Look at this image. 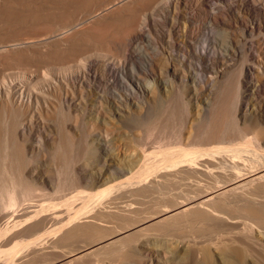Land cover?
Returning a JSON list of instances; mask_svg holds the SVG:
<instances>
[{
	"label": "bare ground",
	"instance_id": "1",
	"mask_svg": "<svg viewBox=\"0 0 264 264\" xmlns=\"http://www.w3.org/2000/svg\"><path fill=\"white\" fill-rule=\"evenodd\" d=\"M92 1L72 0L71 2L69 0L67 2L70 3L71 6H75L74 8H76V10L78 9L77 6L79 8L82 7L83 10V7L86 5L85 8L87 9V3L90 6L91 3L89 2ZM171 1L172 0H137L136 3L133 2L130 5L126 4L127 7H124L126 9L120 10L122 12H119L117 9V11H114L115 8H112L114 9V12H110L112 10L110 6L112 5L111 7H114V3H116L115 0L99 4V7L97 5L98 8L94 9L91 14L89 13L90 15L87 16V19L90 17H96L99 14V11L102 14L104 12V16L102 15L103 18L101 19H105V22L103 23L102 21L103 24L99 23L98 20H101L99 14V19L97 20L98 22L95 23H99L98 26L101 25V29H106L105 27H107L106 25L108 24H117L118 26H121V28H124V30L122 29L123 33L119 32L121 29L119 30L118 28L120 27H116V30H118L120 34H113V32L108 31L110 29V26H108L107 28L109 29L104 30L107 32L102 30L104 36L101 35L102 37L100 38L104 40L103 43H100V41L99 45L97 43L98 39L96 38L97 40L95 42L98 45H96L95 42H93V44L89 41L91 44H93H90L91 46L86 45L85 42L87 41L88 44L89 42L88 40L85 41L80 33L79 34L84 39V41L80 38V36L78 39V35L77 38H65V40L68 42L67 46L70 44L68 47H71L72 44V49H70L72 50L73 57L68 58V60L65 59L63 62L60 61L61 64L59 62L46 63L47 66H49L53 71L52 74L61 75L64 73V71L66 72L73 70L80 75V84H78V86L80 85L78 101L81 100V103H77H80L79 105H81L82 111L84 113L89 112L92 114V117L98 119L99 123H91V129H93V132H91L94 136V142L97 144V148L102 149L106 148L108 142L107 137L109 136L108 133L110 130L113 131V129L108 128L107 126L100 128V124L109 123L110 120L119 119L120 117L124 118L128 115L130 116L133 113L134 108L139 110L142 105H144L145 101H147L141 96L148 95L152 99L154 98L155 82L163 83L164 85L172 87L175 81H180L183 82V84H188L191 86L195 92L193 106L195 108L194 111L196 117L199 116L200 107L207 105L213 108L215 101L210 98V95L217 87L219 78L224 76L226 67H228L227 65H229L228 58L225 57H233L236 55V53H238L242 58L240 74L241 79L239 85L243 87L247 86V91L245 90L247 93H240L238 104L242 108L247 109L248 96L253 95V108L255 110V134H253V139L249 140L250 138H247L248 140L246 139L242 143L237 142L232 145H224L222 142L218 143V140L224 138V130L226 129H224L225 113L222 111L224 108H222V110H219L215 117H213L214 119L212 118V127L204 130L200 135L197 133L198 142L194 143V145L188 147L178 146L177 149H160V162H158V160L146 162L145 159L147 156L142 151H137L134 154H128L127 156L125 155L124 158H118L114 155L117 153V150L113 154L114 156L109 155L108 157L106 156L103 158V165L101 168L99 166V169L87 172V176L79 175L77 177L90 180L91 187L96 188L94 192L82 193L81 191H78L64 197L61 201L59 200L58 202H50V205L44 206V204H33L29 201L30 193L37 189V183L45 182V179L41 175L37 174L34 169L29 171V157H31L34 149L30 145L25 135L21 134L20 137L17 136V128L18 126L22 127V122L14 119L13 121L11 119L9 122V120L5 117L7 119V122L4 121L5 125L3 124L5 133L4 137L2 136L3 139L0 142V264H73L74 261H79V259L84 256L91 257L94 254L96 255L101 251V249L108 248L109 246H113V253H118L124 249V246L126 245L125 239L129 234L138 232L144 227L164 219H167L168 221L178 220L185 223L200 222L201 226L205 225L208 227L210 233L214 234V237L212 234H203L202 236H204V239L201 240H196L194 237L193 240L191 239L192 244H185L184 247H188L189 245L192 246L194 256H196L197 259L204 261V263L201 261L198 263L209 264L210 262L211 264V260L213 258L212 252L206 243L204 246L201 245V243L207 241V244H209L214 238H217L218 236H221L223 240H218L219 244L216 242L215 245H221L224 247H221L224 249V263L231 262L233 264H256V259L258 256L264 259V0H241L242 4H245L247 7L242 6V10H245L246 12L237 15L239 17L238 22L240 24L239 28L241 31L239 36L240 38L238 37L237 40H234L233 38L231 39L232 36L228 35V30H230L229 28L232 26L231 22L226 20V18L223 16L225 14L222 13L223 8L220 7V3H215L216 0H205L207 3L209 2L208 5H206V3L205 6L207 7V11L211 12L210 15L213 24L216 25L217 29V26H219L221 23L224 24V32H227L224 33L222 31L225 41L223 53L224 59L222 58V61H220L222 63L218 67L217 65H210V62L213 61L216 51V48L214 49L215 51L213 48H211L212 44L209 45L208 43L204 42V44H202V49L197 47L194 49L199 64H191L192 62H186V59L184 60V63V61L176 59V56L173 57L174 55H169L170 51H167V54H164L163 52L155 50L157 47L155 46L154 50L158 51L155 54L158 57H152L153 54L151 56V54H148V51H145V54L142 52V55L145 56L141 70L144 71L143 74H138L134 64L131 63L130 60L129 62L128 60H125L124 57H126V52L132 47L133 43L137 42V40H140L141 38L148 43L149 47L154 45L153 42L155 40L153 39L151 30L147 25V22H149L150 19L147 17L146 12L156 3H171ZM173 1H175V3H173L174 7L178 6V0ZM181 1L182 7H186V3L184 2L186 0ZM2 2L3 1H1V3ZM43 2V4H45V1ZM49 2L52 3V1ZM61 2L65 5L68 4L63 0ZM22 3L27 5V8L24 9L25 6L22 5V8L20 5L21 7L17 8L15 11L14 8L11 7L13 9L12 12L15 11V14H19L21 11V16L23 12L25 14H31L33 11H29L31 5H29V3L31 2H27L28 4H25L23 1ZM22 3L18 2L17 5ZM40 3L42 4V2ZM199 3L201 4V2ZM4 5L6 4L4 3ZM17 5H15V8ZM51 5L49 4V7H51ZM230 5H227L224 10L227 16L234 14L233 10L235 9H233V7ZM65 7L67 8V6ZM48 8H46V10H48ZM202 9H199L197 14L193 13L194 15L191 17L189 14V16H184V19L191 24V27H193L192 25L194 23L193 21H195V18L198 17V15L201 14L200 12L204 10ZM17 10L20 11L17 12ZM76 10H73L74 12H72L71 15H75L71 17H75L76 15L79 16L81 14H79L81 11L80 9L79 12ZM36 11H33V13H36ZM87 11L91 10H86V12ZM6 12H8V9H6ZM68 12H65V14ZM33 13L30 15L31 17H33ZM38 13L41 14V12ZM50 13L48 12V15ZM54 13L51 14H57ZM250 13H252L250 17L251 20H248L247 15H250ZM25 14L24 16L26 17L28 14ZM46 14L43 13L45 16ZM30 16L27 17L30 18ZM34 16L37 15L34 14ZM8 17L10 18L11 16ZM50 17L51 16H48V18ZM57 17L60 16L58 15ZM67 17L66 20L68 19ZM39 18L41 19L42 16ZM54 18L51 17L50 19ZM54 20L56 21V18ZM23 21H25V19H23L22 22ZM70 21L71 22L67 24L68 27L71 24H77L76 20L73 22L72 20ZM63 23L66 25L65 21ZM72 25L70 28H73ZM80 25H77L78 29L80 30H78L76 26L75 31H82L81 29L84 28V25L83 27L81 26L82 28ZM65 27L63 30L66 29ZM219 29L222 30L223 27L220 28L219 26ZM63 30L61 27V31ZM108 32L110 34H108ZM74 33L76 34L77 32ZM104 33H107V35ZM58 35L62 36L64 34ZM34 38L36 39V37ZM38 38L41 39V37ZM80 39L82 40L81 42H79ZM39 41L41 42L42 40ZM26 42H28V40ZM59 42L60 44L63 43H61L60 39ZM82 42H84V44H80ZM212 46L214 47V45ZM98 47L108 50L101 51L105 52V54L100 56L97 54L98 51L96 50ZM152 49L153 48L150 50ZM157 49L159 48L157 47ZM110 51L113 53H109ZM40 55L42 57L45 55L46 57V53L39 54L38 56L40 57ZM94 56H100L103 58L102 63L97 65L95 62L96 60L92 63L93 60L91 61V59L94 58ZM120 56H122L124 59L117 61L113 60L114 58ZM42 57H40V61L45 63L47 59L45 61V57H43L44 61H42ZM199 69H202L203 71V75L201 76L198 75L197 72ZM44 72H42V75L39 77H33V75L30 73L26 74V71H21L20 73L8 72L0 66V105L3 104L5 109L7 107L11 111L15 109L16 111L25 113V110H31V118L34 117V113L32 112L34 109H36L38 114L41 113L40 108L43 106L45 107V105L48 104V95L50 94L49 91L46 90L48 87L45 88V85H43L47 80V73ZM107 72L110 73L109 76L111 75L114 79H121L123 84L125 83L123 89L110 94L112 96L111 98H109V95L103 96L101 94H93L91 92L99 89V82H107L108 78H105V74ZM250 76L254 81H247V77L249 78ZM66 82L67 81L65 80L53 81V85H56V88L51 86L52 92L53 89L56 90L57 87L64 89L62 93H64L66 98L68 95L66 88L68 82ZM84 84L86 85V89H84ZM82 86L84 90L82 89ZM249 90L252 92L251 94L249 93ZM87 91H90L89 95H91L92 98L87 99ZM203 91L206 92L207 96L202 97V103L199 100V93ZM51 104H53V102H51ZM42 116V113L41 116L39 114V117ZM22 132H24V128H22L19 133ZM43 147L44 143L43 141H40L38 149L43 150ZM112 148H114V146ZM113 150L115 151V148ZM140 161L142 162V166H140L139 170H136V172L133 174L124 177V179L120 178L117 182H115L120 176H125V173H129L134 165L138 162L140 163ZM111 180L115 181L111 182ZM60 181H62L61 177H58L57 190H61ZM171 182L178 184L182 182V184L184 183L186 187L178 195L169 196L167 198L168 200L162 202L161 206L163 205V207L157 212V216L148 218L144 221L131 222L129 219H124V216L127 213L118 212L122 214L121 219L123 220V225L120 229L87 246H78L75 248L66 249L68 247L66 246V243H69V241L71 242L72 239L75 240L79 234V228L83 226L86 228L88 225L92 226L97 224L94 220H103L102 217L105 214L102 212L103 205L100 207V204L106 199L108 201V199L112 197V200L117 198L118 195L127 191L137 196L143 195L152 190V188H157L160 186L164 188L166 186L163 185H169ZM108 202L110 203V200ZM90 204L92 206L89 207ZM50 206L51 208L49 209ZM46 209L48 210L47 212H45ZM81 217H83V221L80 220ZM84 217L87 218L84 220ZM48 222H51L50 225L48 224L49 227L46 226ZM205 226L202 227L206 228ZM92 231L94 233V230ZM176 246L175 248H178ZM164 247L160 249V251H162L164 254L170 253L172 250V252L177 250L174 247L172 248V246L167 247L165 245ZM214 248L216 249L217 247H214L213 245V249ZM185 249L186 248H184V250ZM219 249L217 248L216 250ZM183 254L185 255V253ZM183 254H181V256ZM95 255V258L93 257L91 259L95 262H88L91 264H101L103 260L101 261L100 259H97L100 254L98 256ZM173 255L172 258L174 256L177 258L178 256L177 253V256ZM90 257H87V259H90ZM106 257L108 258V256L104 257L105 260ZM124 257L126 260H128L127 262L129 264H135L133 261H131L133 258L132 252H124ZM82 259L85 260L84 258ZM149 264L154 263L149 262ZM155 264L166 263L155 262Z\"/></svg>",
	"mask_w": 264,
	"mask_h": 264
},
{
	"label": "rangeland",
	"instance_id": "2",
	"mask_svg": "<svg viewBox=\"0 0 264 264\" xmlns=\"http://www.w3.org/2000/svg\"><path fill=\"white\" fill-rule=\"evenodd\" d=\"M1 1L3 2L1 3ZM17 1L19 3H22L24 1L25 4L27 2L28 3L31 2L29 3V5L31 4L30 9L28 6L29 11L33 10L35 12L37 9L38 10L36 11V13H33V11L31 12V14L33 13L32 15L33 17L30 16L31 15L30 13L29 14L26 13L28 14L26 15L24 12L23 13L26 15V17L24 16L23 13L21 16L20 10H17V12L20 11L19 14L17 13L15 14L14 12L16 11V9L24 5V3L17 5L18 3ZM43 1H45V4H43L44 3ZM49 1H52V3H50ZM59 1L58 0L57 1L56 0H29V1L7 0L8 3L10 2L8 4L6 0H0V4L3 5V6L0 5V66L1 68H3L5 71L15 72V73L26 71V74L30 73L31 75H33V77L34 76L39 77L42 75V72L45 71L47 73L46 74L47 82L45 81V84L43 85H45L44 86L45 88L50 87L49 90L48 88L46 90L49 91L50 93L48 95L49 100L53 102V104H51V102L48 100V104H46L45 107L41 106L42 108H40L41 109L40 112L43 115L42 117H39V114L41 116V113L38 114L36 112V109H34L32 111L34 113L33 115L34 117L32 118H31V114H32L31 110L30 111L25 110V113L21 111H16L15 109L11 111L7 107L5 109L3 104L0 105L1 106L0 107V135H1L0 142L3 139L5 133L4 121L7 122L6 120L8 119L10 122L11 119L12 121L14 119L19 122H22L23 124L22 127L18 126L17 128V136L20 137L21 134L25 135L30 145L34 149L31 157H29V161H30L28 167L29 171L34 169L37 174L41 175L45 179L44 183L38 182L37 189L30 193V200H29L30 203L44 204V206H48L52 202H58L59 200L61 201L64 197L69 196L70 194L78 191H81L82 193L94 192L96 188L91 187L90 180H87L82 177L80 178L77 177L79 175L87 176V172H90L91 170L92 171L97 170L99 169V166L101 168L103 165V158L106 156L108 157L109 155H113L117 150H118L117 153H115L114 155L117 156L118 158L119 157L124 158L125 155L127 156L128 154H134L137 151L139 152L142 151L147 156V158L145 159L146 162H151L153 160H158V162H160L159 161L161 158V153L159 152L160 149L163 148L177 149L178 146L188 147L194 145V143H197L198 142L197 133H199L200 135L201 132L208 129L209 127H212L213 125L211 124L212 118L215 117L216 113L219 112V110L221 111L222 108H224V110L222 111L225 113L224 129L225 128L226 129L224 130V138H221L223 140L221 139L218 140L219 141L218 143L222 142L224 145H232L237 142L242 143L247 138L248 139L250 138L249 140L253 139V134H255L254 131L255 110L253 108L254 106L253 98H252L253 95L248 96L247 109L239 106L238 98L240 97V93H247L246 92L247 86L243 87L239 85L241 79L240 74H241L242 58L240 54L236 53V55L233 57L232 56L225 57L228 58L229 65H227L228 67H226L224 76H221L219 78V83H217V87L210 95V98L215 101V103L213 104V108L207 105L200 107L199 116L196 117L194 111L195 108L193 106L195 100L194 99L195 92L193 91V88L191 86H189L188 84H183V82L180 81H175L172 87L164 85L163 83L155 82L154 98L152 99L148 95L141 96L144 97L147 101H145L144 105H142V107L139 110L137 108H134L133 109L134 111L130 116L128 115L127 117L124 118L120 117L119 119L110 120L109 123H105L106 125L100 124L99 126L100 128L107 126L108 128L113 129V131L110 130L111 132L109 131V133L112 135V137L113 136L114 137L112 138L111 135L108 133L109 136L107 137L108 142L106 148H102V149L97 148V144L94 142L95 141L94 136L92 135L93 129H91L92 128L91 123L93 124L94 122H98V119L92 117V114H90L89 112L84 113L82 111L81 105H79L81 103V100L78 101L79 99L78 92L80 91L79 90L80 85L78 86V84H80L79 82L80 75L73 70L66 72L64 71L63 74L60 73L61 75L52 74L53 71L50 69L49 66H47V64L53 62H59L61 64L60 61L63 62L65 59L68 60V58L73 57L71 50L72 44L71 47H68L70 44L67 46L68 42L67 40H65V38L67 39L68 38L72 39L75 37L77 38L78 35V39L80 36V38L83 41L85 39V41L88 40V42L90 41L91 43L95 42L98 39L97 43L100 45V43H103L104 41L102 40V38H100L102 37L101 35H103L102 30L104 31L110 28L108 30L109 32H113V34L116 33V35H118L120 33H123L122 29L124 30V28H121V26H118L115 23L117 26L114 24H110V25L108 24L106 26L107 27L110 26L109 28L105 27L106 29H101V25L98 26V24L99 23L103 24L105 22L104 21L105 19L104 20L101 19L104 16V12L102 14L100 13V11H99L100 15L99 14L98 15L100 16L101 20H98L99 19L98 15L93 18L92 17L88 18V19L92 18L91 20L87 19V16L90 15L94 9L98 8L99 4H103L108 1L111 2V0H94V1L91 0L92 2H89L91 3L90 6L87 3V9L85 8L86 5L85 7H83V10L82 7L79 8L77 6L78 11L76 10V8H74L75 6L73 7L71 6L70 3L67 2L69 0H63L68 3L66 5L61 2L62 0ZM70 1L72 2V0ZM115 1H116V3H114L115 5L113 4L114 7H111L112 5L110 6L111 9L115 8V10L110 9L111 10L110 12H114L117 10L119 12H122L120 10L126 9L124 8L127 7L126 4L130 5L133 2L136 3L137 0L136 1L115 0ZM172 1L171 3H163V2L156 3L153 6H151V8L148 9V11L146 12L147 17L150 19V21L147 22V25L148 28L151 30L153 39L155 40L153 42L154 45H151L149 47L148 43L141 38L140 40L138 39L137 42L133 43L134 47L132 44V47L126 52L127 53L126 57H124L125 60L126 61L128 60V62L130 60V62L134 64L135 69L138 71V74L140 73L143 74L144 71L141 70L142 68L141 66L144 63L145 55L142 54L143 53L145 54L146 53L145 51H148L149 52L148 54H151V56L153 54L152 57L154 58L157 56L155 53L158 51L163 52L164 54L165 53L167 54V51L168 52L170 51L169 55L171 56L174 55L173 57L176 56L175 58L180 61H184L186 59V62H190V63L192 62L191 64L194 63L199 64L194 49H196V47L202 49V44H204L205 42L208 43L209 45L211 44L214 45V47L211 45V48H213V50L216 48L215 49L216 51L215 50L214 51L217 57L214 55V58L216 57L217 59L213 58V61L211 60L212 62H210L211 63L210 65H214V66L217 65L218 67L222 63L220 62L222 61V58L224 59L223 53H224L225 41H224V35L222 34L224 32L225 25L222 23L219 25L220 28L223 27L222 30L219 29V26H217L218 29L216 28V25L213 24L211 19V15H210L211 12L207 11V7L205 6L207 2L205 0H201V1L183 0L186 3L185 4L186 7L183 8L181 5L182 2L181 0H178V6L176 7H174L173 5L175 1L173 2ZM40 2H42V4ZM199 2H201V4ZM217 2H219L220 7L223 8L222 13L225 15L223 14L222 15L226 18V20H229L231 22L232 27L229 28L230 30H228V35L232 36L231 39L233 38L234 40H237L241 34L239 28L240 24L238 22L239 17L237 15L245 13L246 11L242 10L241 7L242 6L247 7V6L245 4H242L241 0H216L215 3ZM4 3L6 5H4ZM208 3L206 5H208ZM49 4L50 5L52 4L51 7H49ZM15 5H17L16 8ZM227 5H230L231 7H233V9H235L233 10L234 11L233 15L227 16L226 13L224 12L225 7ZM24 6H25L24 9L27 8V5ZM40 6L43 7L41 8ZM65 6H67V8ZM68 6L71 7L69 8ZM11 7L14 8L15 10L14 12H12L13 9ZM46 8H48V10H46ZM6 9H8V12H6ZM199 9H202L203 11L200 12L201 14H199L198 17L195 18V21H193L194 23L192 25L193 27H191V24L184 19V16L190 15L191 17L192 15L197 14ZM73 10H76L77 12L80 11L79 14L80 13L81 14L79 16L76 15L75 17H71L75 15V14L71 15V13L74 12ZM86 10H91V11L86 12ZM206 11L208 12V14ZM38 12H41V14H39ZM48 12L49 13L55 12L54 14L56 13L57 14L52 15L50 13L48 15ZM65 12L68 13L65 14ZM8 13L10 14L13 13L12 15L14 14L15 15L12 16ZM43 13L44 14L47 13L46 16L43 15ZM34 14L37 16H34ZM38 14L42 16L41 18L42 20L39 18L40 16ZM58 15L60 17H57ZM66 15L69 17H67ZM251 15L252 13H250V15L249 14L247 15L248 20H251L250 18ZM8 16L12 17V18L10 17L11 20ZM27 16H30V18ZM48 16H51L52 18H54L55 16L56 21L54 20L55 18L50 19L51 17L48 18ZM66 17L72 20V22L74 20L77 21L76 25L71 24L74 30L73 28H70L71 25L69 27L67 26V24L70 23L71 21L67 19L68 20L67 22ZM72 18H76V19H72ZM20 19L22 20L25 19V21L22 22V20ZM62 20L63 22L64 21L66 22V25H64ZM97 20L99 21L98 24L95 23L98 22ZM151 22L154 23L152 24ZM77 25L78 26L80 25V27L81 26L83 27L84 25V28L81 27L82 28L81 30L83 32L77 30L75 31V27ZM112 25H114L115 27ZM61 27L62 30L64 27L66 29L61 31ZM111 27L114 28L112 29ZM116 27L117 28L120 27L118 28L119 30L121 29L119 31L120 33L118 32V30H116ZM220 31L223 32L221 33ZM74 32L77 33L75 34ZM109 32L108 34H110ZM79 33L82 35L84 39L81 37ZM58 34H64V35L59 36ZM104 34L107 35V33ZM34 37H36V39ZM38 37H41V39ZM58 38L60 39L61 43L63 42L62 44H60ZM38 39L42 41L40 42ZM81 39L79 40V42L82 41ZM27 40L29 43L26 42ZM24 42H26L27 44ZM90 42L89 44L87 43V41L85 43L86 45L89 46L94 44V43L91 44ZM97 43L96 45H98ZM80 44H84V42ZM155 46H157L159 49H157V47L155 49ZM151 48L153 49L150 50ZM104 49L98 47L96 49L98 51L97 54L100 56L105 54V52H101V51H106L108 49L106 50ZM131 49L134 51H132ZM154 49L158 51H155ZM111 51L109 53H113ZM42 53L43 54L46 53V57L45 55H43V57H45V61L47 59L48 62L46 61L44 63L40 61L41 60L40 57L42 56L40 55L39 57L38 55ZM100 56H94V58L91 59V61L93 60L92 63L96 60L95 62L97 63V65L101 64L103 58H101ZM43 57H42V61H44ZM124 58L120 56L114 58L113 60L117 61V60H122ZM197 72L198 75L200 76L203 75L202 69H199ZM106 74H105V78L106 79L108 78L107 82L106 83L105 81L103 82L101 81L102 83L99 82L100 85L99 89L91 92L93 94H101L103 96L109 95L110 96L109 98H111L112 96L110 94L112 92L123 89L125 83L123 84V81H121V79L120 80L114 79L111 75L109 76L110 74L109 72H107ZM56 80H60V81L65 80L68 82V83L66 82L68 84L66 87L68 91V95L66 98L64 96V93H62L64 89L57 87L56 90L53 89V92L54 90L55 92L54 93L52 92L51 88L56 86L53 85V81ZM247 81L251 82L254 80L250 76L249 78L247 77ZM83 86L84 89H86V85L84 84ZM87 92H88V94H86L87 99L92 98V96L89 95L90 91ZM249 93L251 94L252 92L250 91ZM203 96H207L205 91L199 93V100L202 103L203 101L201 99ZM22 128H24V132L19 133ZM40 141H43L44 143L43 150L38 149ZM113 146L115 148V151L113 150L114 148H112ZM0 163H1V158H0ZM141 163H142L141 161L140 163L138 162L137 164L134 165L131 171H129V173L127 172L124 174L125 176H120L119 178L116 179V181L111 180V182L112 181L117 182L118 179L120 178L124 179V177L133 174L134 172H136V170H139L140 166H142ZM58 177H61L62 180L60 181L61 190H57ZM171 183H169V185L168 184L163 185L166 186L164 188L161 186L157 188L156 187L152 188V190H150L149 192L143 195L137 196L127 191L118 195L117 198L111 200L112 198L111 197L110 199H108V201L110 200V203L106 199L105 200L106 202L103 201L104 204L103 203L100 204V207L103 205L102 212L105 214L102 217L103 220L101 221L94 220L97 224L92 226L88 225V227L86 226V228L85 226L79 228L80 231L79 234L77 233L78 235L75 238L76 241L72 239L71 242L70 241L69 243L67 242L66 243L67 245L65 244L66 246H68L66 249H71L78 246H87L91 243L98 241L99 239H103L107 237L108 235H110V233H113L114 231L120 229L121 226L123 225V220L121 219L122 214L118 212L127 213L126 214L127 216L125 215L124 219L126 220L129 219V221L131 222L142 221V220L144 221L148 218L157 216L158 215L157 212L163 207V205L161 206L162 202L168 200L167 198L169 196L178 195L186 187L184 183L182 184V182L179 184L174 182L172 184ZM90 206L92 205L90 204L89 207ZM50 208L51 206L49 207V209ZM47 211L48 210L46 209L45 212ZM86 218L84 217V220ZM82 219L83 217L80 218L81 221H83ZM50 223L51 222H48L46 226L49 227L48 224L50 225ZM199 223L198 222L185 223L178 220L168 221L167 219H164L162 221L153 223L152 225L146 226L138 232L129 234L125 239L126 245L124 246V249H122V251H119L118 253L117 252L113 253L112 252V250L114 251L113 246L112 247L109 246L108 248L101 249V251L98 252V254L96 255L94 254V255L98 256L100 254V256L102 257L108 256V258L106 257V260L104 257H103L104 259L100 256H98V258L96 257L101 261L103 260L104 262L102 261V263L105 264H129L127 262L128 260H126L124 257V252L126 251L132 252L133 258L131 261H133L135 264H143V263L149 264V262H152L154 264L155 262H161L166 264H202L204 263V261H201L197 259L196 256H194L192 246L190 245H189L190 247L188 246L190 249L188 247H184L185 244L187 243L192 244V240L194 239V237L196 240H201L204 239V236H202L203 234H207V235L212 234L210 233L208 227L202 225L206 227L204 228L201 226V223L200 224ZM90 229L94 230V233ZM213 235L214 234H212V236ZM218 240L221 241L223 239L221 236H218L217 238L213 239L212 241L213 243L210 242L209 244H207L208 243L207 241L201 243V245L203 246L206 243V245L208 246V248H210V251L212 252L213 258L211 260V264H233L231 262L224 263V249H223L224 247L221 245L220 246L215 245L216 242L217 244H219ZM212 244L214 245V247H217L218 249L220 247V249L216 250L217 248L216 249L214 248L215 249L214 250ZM165 245L167 247L172 246V248L173 247L175 248V246L177 245L176 247L178 248H175L177 250L174 252H172L173 251L172 250L170 251V253H166L167 254L166 255L162 253V251H160V249H162ZM184 248L186 249L184 250ZM176 253L178 256L176 255ZM183 253H185V255ZM173 254L176 255L177 258ZM181 254H183L184 256L183 255L181 256ZM94 255H92L91 257L84 256L82 258H84L85 260H83L82 258L79 259V261L81 260L80 262L83 263H80L77 260L76 262L74 261L73 264H78V263L91 264L90 262L92 263L95 262L91 260L94 257ZM172 255L175 258L174 257L172 258ZM87 257H90V259L89 258L87 259ZM263 260L264 259H262V257L258 256L256 259V264H264ZM200 261L202 263H198Z\"/></svg>",
	"mask_w": 264,
	"mask_h": 264
}]
</instances>
